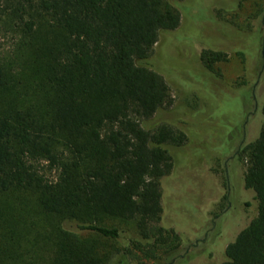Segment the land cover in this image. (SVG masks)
Wrapping results in <instances>:
<instances>
[{
	"label": "trees",
	"instance_id": "trees-1",
	"mask_svg": "<svg viewBox=\"0 0 264 264\" xmlns=\"http://www.w3.org/2000/svg\"><path fill=\"white\" fill-rule=\"evenodd\" d=\"M180 17L169 0H0L17 52L32 50L21 65L0 53V264L193 262L194 251L179 253L181 229L163 221V182L185 135L148 123L171 98L145 61ZM230 31L235 52L250 58L259 28ZM225 58L200 53L208 70ZM258 105L259 132L236 156L243 185H231L251 195L241 204L247 218L230 239L213 233V246L225 245L216 264H264V97ZM229 187L212 223L231 209ZM112 221L134 222L133 233Z\"/></svg>",
	"mask_w": 264,
	"mask_h": 264
},
{
	"label": "rangeland",
	"instance_id": "rangeland-1",
	"mask_svg": "<svg viewBox=\"0 0 264 264\" xmlns=\"http://www.w3.org/2000/svg\"><path fill=\"white\" fill-rule=\"evenodd\" d=\"M169 2L180 6L179 27L161 33L145 61L148 68L165 79L171 98L170 104L159 109L148 123L167 122L185 135L184 144L176 148L181 154V163L179 160L175 163V170L163 182L167 195L163 221L168 222L170 217L181 229L179 253L184 255L194 251L191 264H216L225 245L213 246L216 240H212L213 233L218 232L226 239L232 237L247 218L241 204L251 199L250 193L244 195L238 186L231 188V185H242L237 175L241 178L245 163L241 165L234 160L229 166V162L228 176L225 154L234 153L257 136L261 125L258 104L264 97V60L262 57L259 60L255 54L252 59L238 55L235 52L238 50L234 49L240 47L233 40L230 29L258 27L264 38V0ZM36 18L44 23L40 15ZM3 24L0 23V53L20 65L23 62L29 64L32 50L26 49L22 56L19 55L16 50L19 32H14L9 24ZM43 36L41 32L35 34L31 45L37 48ZM204 49L221 50L226 58L215 63L213 70H208L200 60ZM26 68L21 66L16 70L28 73ZM43 172L47 177L54 174L48 169ZM228 177H234V180L229 181ZM226 185H230V196L225 208L231 206V209L212 223L214 215L226 206ZM207 223L209 225L204 228ZM109 225L133 233L132 221H112ZM205 248L208 250L203 253ZM131 264H149V261H131Z\"/></svg>",
	"mask_w": 264,
	"mask_h": 264
},
{
	"label": "flooded vegetation",
	"instance_id": "flooded-vegetation-1",
	"mask_svg": "<svg viewBox=\"0 0 264 264\" xmlns=\"http://www.w3.org/2000/svg\"><path fill=\"white\" fill-rule=\"evenodd\" d=\"M260 34H261V31H260ZM255 36H258V38H255ZM245 38H247V37L245 36ZM251 38H253L255 40V50L249 52L250 59L253 58V53H254L255 56L259 60L261 59V57L264 60V38H263L262 34L261 35H253ZM263 68H264V65H263ZM238 152H239V147L234 153L232 151H230L229 153L225 154L226 157H227L225 159V162H224L226 169L228 168L227 166H228L229 162L234 161V160L237 161L236 160V156H237ZM231 164H232V162L229 164V166ZM227 171H228V176H229V170L227 169ZM235 171H236V169H235ZM236 175H237V173H236ZM237 178H238V182H239L240 177H238V175H237ZM228 179H229V177H228ZM241 184L243 185V181L242 180H241Z\"/></svg>",
	"mask_w": 264,
	"mask_h": 264
}]
</instances>
